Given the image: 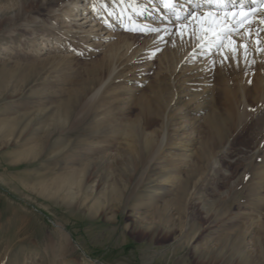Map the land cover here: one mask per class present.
I'll return each instance as SVG.
<instances>
[{
    "label": "rangeland",
    "instance_id": "1",
    "mask_svg": "<svg viewBox=\"0 0 264 264\" xmlns=\"http://www.w3.org/2000/svg\"><path fill=\"white\" fill-rule=\"evenodd\" d=\"M92 1L0 0V264H264V187L259 184L264 121H255L253 107L243 110L245 125L229 130L212 148L211 159L197 164L181 149L167 146L146 157L148 169L139 166L132 174V167L123 163L131 153L122 131L133 122L158 141L166 133L169 142L182 139L198 151L208 137L217 99H209L198 119L189 114L178 120L182 105L195 107L198 86H214L218 75L226 74L235 83V75L261 69V51L248 45L227 53L219 46L218 60L209 68L212 75L207 68L202 75L192 57L199 49H209L205 42L212 35L207 32L214 30L203 24L196 31L176 30L175 43L169 39L155 57L143 58L139 38L111 23L119 15L113 11L120 1L97 0L96 8ZM78 14L87 18L79 20ZM92 33L99 36H88ZM118 54L130 71L114 72L112 81L83 107L86 97L109 78L115 65L111 58ZM174 81L191 83L192 88L170 110ZM81 88L85 96L71 102ZM117 162L124 178L132 174L125 199L138 190L120 211L108 197V175L92 174L101 164ZM195 165L203 174L190 184L196 208H189L187 227L181 231L175 225L168 236L166 226L154 233L140 229L139 223L152 221L145 207L175 197L182 184L188 187L185 179ZM83 171L85 185L81 190L72 186L70 197L68 189L58 196L43 191L73 172L78 182ZM169 175L182 179L167 185ZM140 181L142 191L135 190ZM226 245L235 248V258L225 253L228 247L220 256ZM209 249L214 251L207 253Z\"/></svg>",
    "mask_w": 264,
    "mask_h": 264
},
{
    "label": "bare ground",
    "instance_id": "2",
    "mask_svg": "<svg viewBox=\"0 0 264 264\" xmlns=\"http://www.w3.org/2000/svg\"><path fill=\"white\" fill-rule=\"evenodd\" d=\"M119 1L120 2L118 3L117 8L113 11L119 15H114L113 21H111V23L114 22L115 24L113 23L112 25L116 26L117 28H122L123 30L126 29V35L139 38V40L142 42V45L140 47V53L138 54L142 55L143 58L155 57L162 49L168 46L166 42H168L169 39L171 43H175L176 41H174L175 39L173 36L175 35L176 30H184L188 32L190 29H192V31H196L199 29V26L203 24L213 27L215 32L214 30L213 33L207 32L213 36H209L208 39H206L208 43L205 42L209 49L206 51L199 49L194 52L192 57L194 60H197L195 70L198 72L200 71L202 75L205 68L210 71L211 69L209 68H212L211 65L217 62V57L219 56L217 49L219 46H222V48H224L227 53H233L232 51L234 46L235 49H237V47L245 49L248 45H250L249 47L252 45L259 52L261 51L259 53L261 69L256 71L247 70L241 75H235V83L226 74L220 76L218 75V80L216 79L214 86H207V83H202V87L198 86V88L201 90L196 92V95H198L197 100L199 101L196 105L197 107L192 106L193 104H186L184 107L182 105V108L179 112L181 115L177 117L178 120L184 116H188L189 114H201L200 110L207 108V103L211 97H215L217 99L215 114L210 118L207 125L208 137L206 141L202 143L198 151L190 147V145L186 144V141L182 139H180L179 142H176L170 138L169 142V136H166V133H164L161 140L158 141L152 132L146 131L145 127L141 128L139 125H136L133 122L126 124V126L122 128V131H124L125 134L124 139L128 141V151L131 153V157L129 156L128 158L124 159L123 163H125L126 166L132 167L130 173L133 174L134 172L138 171L139 166H144L145 170L148 169L150 163L147 162L146 157L150 156L156 151L163 152V149L167 146L181 149L183 151V156L187 159L192 158V160H196L194 161L196 164L198 160L201 162L205 160L209 161L213 155L212 148L222 143L224 137L227 135V132L229 130L234 131L235 128L245 125V122L247 121L243 117V110L245 109L250 110V108L253 107V111L256 112V116L258 117L255 121H264V118L259 117L264 116V33H262L264 30V0H224V2L221 3H207L206 0ZM99 5L100 3L97 0H93L91 7L96 8L99 7ZM92 11L93 10L88 12L92 13ZM81 14L77 15L79 20L87 18L86 16H81ZM85 22L87 21H84V23ZM150 29L154 30L150 31ZM215 35L217 38H214ZM88 36L97 38L99 33L88 34ZM225 39H228V42L225 41ZM126 51H129V49ZM112 60L115 62V65L113 69H110V71H112L109 78L105 80L104 83H102V86L92 96L86 97L87 101L84 103L83 107H86L91 99L93 100L98 96L100 89L104 85L106 86L110 81H112L114 77H112V75L114 72H119L120 70H129L131 68V66H127V63L123 62L124 56L122 54H118L116 57L111 58V62ZM106 62L111 65V62L108 58L106 59ZM128 62L131 63V61ZM211 73L212 70L210 74ZM206 74V76L212 75H208V72ZM206 80L209 83L212 81V78L209 77L206 78L205 81ZM199 82L201 83V81H195L196 84ZM191 86V83L179 85L177 81H174L173 90L174 93H176L174 94V101L170 107V110H172V107H175L176 104L183 102L182 98L187 95L185 92H189L188 90L192 88ZM85 92L87 93L84 88H81L79 92L74 91L73 93L75 95L71 98V102L77 101L82 97L83 94L85 96ZM239 95L242 97L241 100H239ZM68 114L70 115L71 111L68 112ZM196 116L197 117L195 118L198 119V115ZM57 120L60 119L58 118ZM177 122L179 123L180 121ZM149 125L150 124H148V126ZM167 125L169 128V122ZM258 149L259 148L257 147V150ZM34 153L35 150L30 151L31 155ZM94 161L95 160H92L90 162L94 163ZM100 161L101 160L98 162ZM110 161L112 160L110 159ZM119 163L121 162H117L115 165L109 164V166L101 164L102 167L100 169H95V171L92 173L93 175L96 173L97 175L99 174L101 176L104 174L108 175L107 190L110 189L108 197H112L116 200V207L118 211H120L123 206L128 204V201L132 198L135 192L132 190L134 192L129 195L128 199H125L127 191H129V186L132 182V174L124 178V172L119 173V169L115 167L119 165ZM125 169L128 171V167ZM202 174L203 169L195 165L194 170L190 172L185 179L188 183V187H184L182 184V186H179L177 189V194L175 197L170 198V200L163 201L161 199L154 204H148V207L145 208H148L146 210L147 213L150 212L152 214V221L143 223V218H139V222H142L139 223V228L146 231L153 230L154 233L161 229L164 230L166 226V236L172 232V228H175V225H178L179 229L183 231L188 225L187 222L189 220L188 218L190 214L189 208H196L195 199L190 197V184L194 176H200ZM261 175L262 179L259 181V184L261 185L260 187H264V169H262ZM85 179L86 175L83 171L80 179L77 182L76 173L73 172V174L71 173L64 178L57 179L55 182L50 184L51 186L46 185L43 191L45 193L50 192L53 193L52 195L58 196V193L61 189L69 190L74 185H76V187L81 190L85 185V182H83ZM181 179V176L169 175L165 178L164 182L167 185L169 184L173 186L176 183V185H178ZM141 183L142 181H140L138 184H135V190L139 189L142 191L139 188L141 187ZM49 188H51L53 192ZM68 192L70 197L72 192H70V190ZM137 193L138 190L136 195H134L135 197L138 195ZM148 195H150V193H148ZM261 199L264 200V196ZM150 201L148 199V202ZM96 203L98 204V202ZM171 205L175 207L171 208ZM173 210H176L175 214L172 213ZM154 220H158L159 224ZM162 221H167V223L164 225ZM56 227L63 233L64 239L67 240L68 243L71 242V235L66 231L65 227H63L61 223H58ZM152 240H156L155 234ZM227 247L229 252H225ZM179 250L180 247L177 246L175 251L178 253ZM213 251L214 250L209 249L207 253ZM223 251L228 256H230V259L235 258V248H231L229 245H226L224 249L220 250V256L223 254ZM201 253L206 254V251H202Z\"/></svg>",
    "mask_w": 264,
    "mask_h": 264
},
{
    "label": "snow or ice",
    "instance_id": "3",
    "mask_svg": "<svg viewBox=\"0 0 264 264\" xmlns=\"http://www.w3.org/2000/svg\"><path fill=\"white\" fill-rule=\"evenodd\" d=\"M207 3H212V2H216V3H221L224 2V0H206ZM154 29H150V31H152Z\"/></svg>",
    "mask_w": 264,
    "mask_h": 264
}]
</instances>
